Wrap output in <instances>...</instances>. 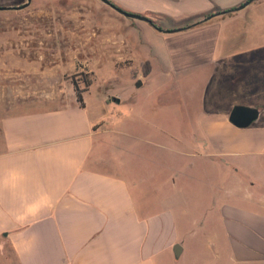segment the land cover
I'll return each mask as SVG.
<instances>
[{
  "label": "crops",
  "instance_id": "0c3cea01",
  "mask_svg": "<svg viewBox=\"0 0 264 264\" xmlns=\"http://www.w3.org/2000/svg\"><path fill=\"white\" fill-rule=\"evenodd\" d=\"M166 1L121 0L119 5L156 20L161 15L179 19L181 14L165 7ZM237 4L216 0L196 14ZM249 6L223 14L224 21L214 26H206L210 19L171 33L119 13L121 30L114 27L106 37L112 48L119 36L124 56L139 58V64L150 57L151 70L158 54H148L139 31L149 32L152 26L193 44L192 50L174 54L177 65L170 68L202 77V107L194 115L180 112L182 118L195 116L196 124L177 115L173 123L179 130L189 128L187 134L199 135V141L187 145L201 151L196 154L209 168L220 166L233 177L227 187L207 173L208 181L221 182L206 205L217 215L221 230L215 257H182L183 244L181 256L175 257L173 247L181 242L174 196L155 195L152 204L149 200L138 204L127 177L108 171L107 162L94 152L104 105L90 108L83 97L82 106L74 92L62 101L60 85L29 95L11 80L19 73L25 79L32 75L48 79L51 73L66 72L64 63L52 68L40 63L34 71L13 53L9 60L8 52L0 54V246L9 249L16 264H178L182 258L186 264H264V66L256 69L247 61L250 55L264 56V0ZM214 88L225 98L211 104ZM235 92L240 93L237 101L229 98ZM237 104L258 108L259 116L249 126L235 125L229 115ZM244 176L252 191L246 199ZM168 179L170 187L177 186L174 172Z\"/></svg>",
  "mask_w": 264,
  "mask_h": 264
},
{
  "label": "rangeland",
  "instance_id": "374dc122",
  "mask_svg": "<svg viewBox=\"0 0 264 264\" xmlns=\"http://www.w3.org/2000/svg\"><path fill=\"white\" fill-rule=\"evenodd\" d=\"M26 1L0 0V5H21ZM113 1L120 4L121 0ZM215 1H166L165 7L181 16L175 20L161 15L157 21L169 28L189 25L206 15L196 14L200 7L215 4ZM261 2L256 0L248 8ZM224 19L223 15L215 16L206 26L222 23ZM142 23L150 27V24ZM114 27L121 30V16L102 0H32L24 9L0 10V54L8 52L6 57L9 60L13 53L19 61L33 66L34 71L40 63L45 68L64 63L63 67L68 70L60 75L51 73L48 79L42 80L34 75L25 79L19 73L11 80H17L14 81L17 86H24L29 95L37 94L38 90L51 92L60 85L62 101L68 100L71 92L77 96L75 83H78L90 108L104 105L105 114L97 127L100 133L94 152L107 162L108 171L127 177L138 204L152 201L155 195L175 197L171 202L176 204L179 241L185 248L182 257H215L219 252L217 244L221 230L217 215L212 210L207 211L206 205L212 200V194H217L216 187L221 182L208 181L207 173L219 177L227 187L234 183L231 181L233 177L223 173L220 166L209 168L204 158L196 154L201 151L192 150L187 145L199 141V135L187 134L186 130L190 129L184 127L180 129L184 130L181 133L173 123V115H177L178 119L196 124L198 119L195 116L182 118L180 112L194 115L202 107V77L195 78L170 68V65H177L173 63L174 54L184 53L188 47L192 50L193 44L186 38L175 39L174 35L159 33L152 26L149 28L152 34L137 31L148 54L157 53L159 58L153 69L146 73L144 64L138 62L139 58L124 56L119 36L112 48L108 47L106 37ZM250 56L247 61L256 69L264 66V56ZM146 59L150 64L153 62L150 57ZM17 69L21 70L22 66ZM138 80L142 81L141 85H138ZM87 81L91 83L88 86ZM222 89L226 90L227 86ZM212 92L209 96L211 104L220 103L225 98L219 88ZM114 97H119L120 101ZM229 98L237 101L240 93L235 92ZM175 129L178 131L172 132ZM173 172L178 180L174 188L170 187L168 179ZM247 176L242 181L245 199L252 194L244 184ZM140 191L145 198H141ZM179 263L186 264L184 258ZM0 264H16L7 247L0 246Z\"/></svg>",
  "mask_w": 264,
  "mask_h": 264
},
{
  "label": "water",
  "instance_id": "95a60500",
  "mask_svg": "<svg viewBox=\"0 0 264 264\" xmlns=\"http://www.w3.org/2000/svg\"><path fill=\"white\" fill-rule=\"evenodd\" d=\"M102 1L105 4H107L108 6H110L111 8H113L114 10H116L118 13L124 15L125 17L146 21L161 32L171 33V32L182 31L185 29L195 27L201 23L209 21L210 19L214 18L215 16L223 15V14L233 12V11L242 10V9L246 8L247 6H249L251 3L255 2L256 0H245L242 3H240L239 5L232 7L230 9L215 11L213 13L205 15L202 19L195 21L189 25H186L183 27H174V28L161 27V26L157 25L153 21V19L151 17H149L148 15L138 13V12H134V11H129V10L123 8L122 6L117 5L112 0H102ZM31 2H32V0H27L26 2L22 3L21 5H0V10L24 9V8L28 7L31 4ZM141 84H142V81L139 80L138 85H141ZM114 100L119 102L120 98L114 97ZM258 116H259V109L258 108L237 104L232 108L230 115H229V119L232 123H234L235 125H237L239 127H246V126H249L255 119H257ZM173 250H174L175 257H180L182 252H183V246L181 245V243H177L174 245Z\"/></svg>",
  "mask_w": 264,
  "mask_h": 264
},
{
  "label": "trees",
  "instance_id": "16d2710c",
  "mask_svg": "<svg viewBox=\"0 0 264 264\" xmlns=\"http://www.w3.org/2000/svg\"><path fill=\"white\" fill-rule=\"evenodd\" d=\"M113 1V0H112ZM115 2V1H113ZM116 3V2H115ZM117 5H119L118 3H116ZM121 6V5H120ZM210 13H213V12H209L207 13L206 15L210 14ZM149 17H151L153 19V21L157 24V25H160L158 23V21L155 19V17H153L152 15H149ZM161 26V25H160ZM144 64V70L146 71V73H148L150 70H151V64H150V61L146 59V61L143 63ZM91 83L89 81L86 82V85H90ZM75 88H76V91H77V99L78 101L81 103L82 106L85 105V102H84V98L82 96V89H80V86L78 83H75Z\"/></svg>",
  "mask_w": 264,
  "mask_h": 264
}]
</instances>
